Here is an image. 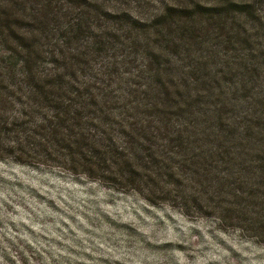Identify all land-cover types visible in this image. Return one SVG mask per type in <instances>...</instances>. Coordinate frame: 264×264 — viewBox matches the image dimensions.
I'll return each mask as SVG.
<instances>
[{
    "label": "trees",
    "instance_id": "obj_1",
    "mask_svg": "<svg viewBox=\"0 0 264 264\" xmlns=\"http://www.w3.org/2000/svg\"><path fill=\"white\" fill-rule=\"evenodd\" d=\"M151 1L0 0V159L264 233L236 212L264 209V64L229 0Z\"/></svg>",
    "mask_w": 264,
    "mask_h": 264
},
{
    "label": "rangeland",
    "instance_id": "obj_2",
    "mask_svg": "<svg viewBox=\"0 0 264 264\" xmlns=\"http://www.w3.org/2000/svg\"><path fill=\"white\" fill-rule=\"evenodd\" d=\"M234 1L226 30L246 32L242 54L264 64V0H237L247 15L230 10ZM211 2L218 11L220 0ZM156 202L60 166L0 159V264H264V233L224 228L193 202L186 213L180 201ZM240 208L247 221H264V209Z\"/></svg>",
    "mask_w": 264,
    "mask_h": 264
}]
</instances>
